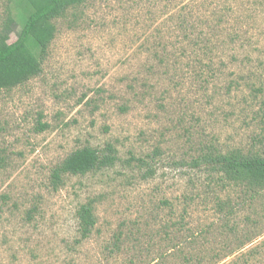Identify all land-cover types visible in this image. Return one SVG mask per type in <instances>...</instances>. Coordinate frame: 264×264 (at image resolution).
I'll return each instance as SVG.
<instances>
[{"label": "rangeland", "instance_id": "obj_1", "mask_svg": "<svg viewBox=\"0 0 264 264\" xmlns=\"http://www.w3.org/2000/svg\"><path fill=\"white\" fill-rule=\"evenodd\" d=\"M76 16L55 20L40 75L0 90V264H264V191L176 165L196 155L191 132L223 150L264 148V90L228 91L253 69L240 62L260 57L264 0H87ZM206 37L216 73L204 84L189 38ZM107 143L115 166L52 185L68 154ZM90 201L96 225L81 238L77 211Z\"/></svg>", "mask_w": 264, "mask_h": 264}, {"label": "trees", "instance_id": "obj_2", "mask_svg": "<svg viewBox=\"0 0 264 264\" xmlns=\"http://www.w3.org/2000/svg\"><path fill=\"white\" fill-rule=\"evenodd\" d=\"M86 1L7 0L0 22V90H10L23 85L42 73L44 58L58 31L55 20L67 17L69 14L77 18L76 14L79 7L84 5ZM238 17L241 19L240 16ZM216 22V25H221L220 18ZM18 23L20 29L17 31ZM191 26L194 28V24L190 23L184 26L186 32L189 31ZM14 31L17 32L16 39L11 41V35ZM199 32L198 38H200L201 33H204L203 31ZM238 34L236 31L230 41L227 42L236 44L242 38L241 34L240 36ZM187 35L190 36L185 33V38H187ZM207 38L210 37L202 38L201 41L189 38L192 49H196L198 54L205 56L204 61L203 59L199 61L203 65L201 72H204L202 74L196 72V77L200 76L204 84L210 82L207 77L212 78L216 73V70L213 69L215 65L213 57L216 50L215 44H210L211 41H207ZM227 42H224V44ZM247 42L250 44V41ZM254 47L257 48V51H260V57L254 63H252L251 58L245 57L240 62L239 72L248 71L245 67L249 66V63L253 69L245 73L247 75H240L237 79L234 78L232 81L233 86L229 85L228 91L232 87L233 90H240L242 86H246L250 90V95L257 98L259 93L264 90V46L262 47L260 44L258 46L257 42ZM198 73L200 74L198 75ZM204 88L206 90L208 86L205 85ZM262 106L261 109L264 111V99L262 100ZM38 122L37 130L50 127L47 122L42 123L41 120H38ZM193 135L195 134L192 132L190 136L188 134V140H190L191 149L196 152V155H192L189 161L186 156H182L181 161L175 163L176 165L202 170L213 179L216 176L215 174H218V181L222 187L241 186L245 189L246 196L250 192L249 189L264 191V148L252 146L250 149L234 147L223 150L211 135L198 132L199 137L195 142L193 140L195 136ZM260 142L261 147L264 146L263 141L260 140ZM156 151L152 156H156ZM5 159L6 156L0 151V163L4 162ZM133 160L138 161L140 169L146 170L143 175L144 178L155 175V168L146 159L131 157L127 160L128 165H131ZM118 161H121L119 150L111 143H107L103 148L86 145L68 154L54 167L51 172V183L54 187H58L62 184L63 176L66 174L85 175L94 170L113 167ZM93 208V201H90L81 205L77 211L81 238H87L96 225ZM220 208L224 209L223 205H220ZM33 211L34 209L31 214ZM29 216L31 217V215Z\"/></svg>", "mask_w": 264, "mask_h": 264}]
</instances>
